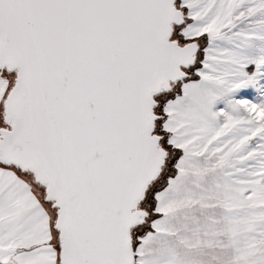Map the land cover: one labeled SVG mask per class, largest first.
<instances>
[{"label":"snow or ice","instance_id":"1","mask_svg":"<svg viewBox=\"0 0 264 264\" xmlns=\"http://www.w3.org/2000/svg\"><path fill=\"white\" fill-rule=\"evenodd\" d=\"M0 264H264V0H0Z\"/></svg>","mask_w":264,"mask_h":264}]
</instances>
